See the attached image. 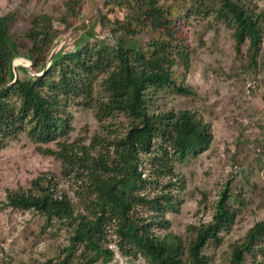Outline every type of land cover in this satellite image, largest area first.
Here are the masks:
<instances>
[{"label": "trees", "instance_id": "1", "mask_svg": "<svg viewBox=\"0 0 264 264\" xmlns=\"http://www.w3.org/2000/svg\"><path fill=\"white\" fill-rule=\"evenodd\" d=\"M64 6L60 18L35 16L21 34L14 30L15 12L0 17V150L23 134L55 144L57 150L40 151L62 160L63 173L80 184L75 197L57 196L51 184L34 180L31 189L9 193L6 205L67 227L64 258L42 264H111L115 254L106 247L111 227L125 256L148 264H213L206 249L220 245L221 234L234 225L240 214L233 204L237 196L222 191L212 220L188 226L186 236L172 231L167 218L180 211L175 190H185L176 166L210 149L212 125L190 110H159L153 97L163 90L196 95L179 70L189 69L193 54L185 32L192 19L224 23L237 57L246 49L248 66L257 70L264 9L254 0H105L98 25L114 44L81 40L73 50L60 51L38 76L61 36L81 20L82 0H64ZM19 59L29 66L18 67L25 77L14 82ZM84 100L97 103L101 123L124 116L123 135L96 136L89 146L62 141L70 131L65 109ZM259 255L264 257V221L232 245L229 262L264 264Z\"/></svg>", "mask_w": 264, "mask_h": 264}, {"label": "rangeland", "instance_id": "2", "mask_svg": "<svg viewBox=\"0 0 264 264\" xmlns=\"http://www.w3.org/2000/svg\"><path fill=\"white\" fill-rule=\"evenodd\" d=\"M254 1L264 9V0ZM82 3L80 22L73 31L61 36L56 47L70 36L73 40L65 46V51L73 50L84 39L89 43L113 45L115 40L101 29L98 18L94 17L95 0H82ZM65 10L64 0H0V17L15 12L14 30L19 34L26 31L35 16L48 14L60 18ZM55 25L64 29L60 23ZM80 29H86V33ZM185 32L193 54L189 69L180 66L179 70L196 95L163 90L155 94L153 102L159 110L198 113L212 125L214 140L210 149L199 157L177 164L176 172L184 179L185 190H175L181 202L180 211L168 214L167 218L172 231L186 236L188 226L212 220L216 202L228 188L237 196L233 204L240 214L232 228L221 234L220 245H210L206 254L213 264H230L232 245L241 242L251 228L264 221V42L259 66L252 70L246 49L237 57L232 31L214 17L192 19ZM15 64L29 66L24 59L16 60ZM18 75L25 77L21 71ZM81 102L65 109L70 131L62 141H78L89 146L96 136L114 140L123 135L128 126L124 116L101 123L96 117L97 103ZM49 147L57 150L55 144L44 145L23 134L0 150V264H42L62 259L64 248L70 244L66 226L46 224L45 219L33 212L6 205L9 193L31 189L34 180H40L44 186L51 184L57 196L75 197L80 183L63 173L62 160L40 151ZM41 229L44 231L39 236ZM107 238L106 247L115 254L111 264H148L142 257L122 254L112 227ZM257 260L264 262V257L259 255Z\"/></svg>", "mask_w": 264, "mask_h": 264}, {"label": "water", "instance_id": "3", "mask_svg": "<svg viewBox=\"0 0 264 264\" xmlns=\"http://www.w3.org/2000/svg\"><path fill=\"white\" fill-rule=\"evenodd\" d=\"M104 2H105V0H95V3H94L95 4V13H94L95 19L98 18L99 10H100L102 4H104ZM77 32L79 33V31H75V33H77ZM80 32L81 33L82 32L83 33H86V29H83V30L80 29ZM72 40H73V36H70L63 43H61L58 47H56V46L54 47V49L52 51V54H51V56L49 58V61L46 64V67H45L44 72L42 74H38V76L43 75L50 68V66H51L53 60L55 59V57L60 53V51H62L63 49H65V46L67 44H69L70 42L72 43ZM19 66L20 65H15V80H14V82L18 79V76H19L18 75V67Z\"/></svg>", "mask_w": 264, "mask_h": 264}]
</instances>
